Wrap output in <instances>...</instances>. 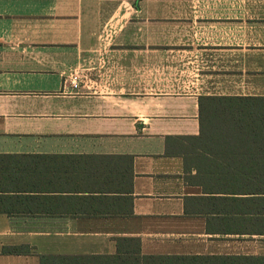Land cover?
Returning <instances> with one entry per match:
<instances>
[{"label": "crops", "instance_id": "1", "mask_svg": "<svg viewBox=\"0 0 264 264\" xmlns=\"http://www.w3.org/2000/svg\"><path fill=\"white\" fill-rule=\"evenodd\" d=\"M202 96H264V0H0V264H264Z\"/></svg>", "mask_w": 264, "mask_h": 264}, {"label": "trees", "instance_id": "2", "mask_svg": "<svg viewBox=\"0 0 264 264\" xmlns=\"http://www.w3.org/2000/svg\"><path fill=\"white\" fill-rule=\"evenodd\" d=\"M199 124L197 136L185 137L190 140L185 151L201 150L230 156L264 151V96H202L199 98ZM223 161L227 165L228 161L237 160ZM61 259L75 260L69 256Z\"/></svg>", "mask_w": 264, "mask_h": 264}, {"label": "built area", "instance_id": "3", "mask_svg": "<svg viewBox=\"0 0 264 264\" xmlns=\"http://www.w3.org/2000/svg\"><path fill=\"white\" fill-rule=\"evenodd\" d=\"M75 79H77V77H75ZM76 83V82H75ZM74 86H76V84H74Z\"/></svg>", "mask_w": 264, "mask_h": 264}]
</instances>
